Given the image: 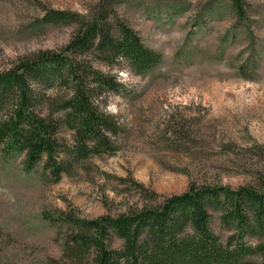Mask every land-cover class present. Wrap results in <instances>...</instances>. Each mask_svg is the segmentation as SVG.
<instances>
[{"label":"rangeland","instance_id":"1","mask_svg":"<svg viewBox=\"0 0 264 264\" xmlns=\"http://www.w3.org/2000/svg\"><path fill=\"white\" fill-rule=\"evenodd\" d=\"M98 1L0 0V71L70 42L76 26L40 25L46 11L87 16ZM244 2L245 20L226 0H123L117 6L144 43L162 54V64L144 75L117 72L126 92L108 95L105 106L122 127L114 155L92 157L72 176L49 183L42 166L27 172L24 155L0 151V264L61 258L69 230L48 217L62 212L88 220L117 217L159 207L193 184L238 189L258 182L264 174V0ZM212 214L211 228L226 243L233 230L220 213ZM122 244L113 241L114 248Z\"/></svg>","mask_w":264,"mask_h":264},{"label":"trees","instance_id":"2","mask_svg":"<svg viewBox=\"0 0 264 264\" xmlns=\"http://www.w3.org/2000/svg\"><path fill=\"white\" fill-rule=\"evenodd\" d=\"M226 1L246 19L244 0ZM122 2L99 0L87 16L46 11L40 25L76 26L70 42L0 71V151L24 155L27 172L42 166L49 183L72 176L92 157L117 152L114 137L122 127L105 110L108 95L126 92L117 72L144 75L162 64V54L120 16ZM213 212L233 230L226 243L211 228ZM48 220L69 231L61 258L47 264H264V243L247 242L264 239V174L238 189L193 184L159 207L117 217L62 212ZM115 238L120 248L113 247ZM256 257L261 260H251Z\"/></svg>","mask_w":264,"mask_h":264}]
</instances>
